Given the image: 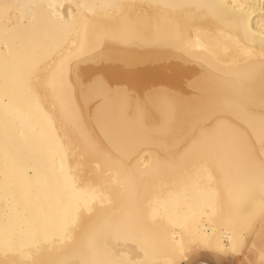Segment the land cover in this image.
Returning a JSON list of instances; mask_svg holds the SVG:
<instances>
[{"label": "snow or ice", "instance_id": "1", "mask_svg": "<svg viewBox=\"0 0 264 264\" xmlns=\"http://www.w3.org/2000/svg\"><path fill=\"white\" fill-rule=\"evenodd\" d=\"M205 217L264 264V0H0V264H177Z\"/></svg>", "mask_w": 264, "mask_h": 264}, {"label": "bare ground", "instance_id": "2", "mask_svg": "<svg viewBox=\"0 0 264 264\" xmlns=\"http://www.w3.org/2000/svg\"><path fill=\"white\" fill-rule=\"evenodd\" d=\"M54 2L68 5L74 4L76 0H54ZM138 2H145V0H138ZM231 2L240 5L255 3L258 0H231ZM67 11L68 9L65 7L64 14H67ZM258 23L257 12L250 17V24L255 28ZM193 39H195V34H193ZM257 87H259L258 81ZM21 164L25 172L28 169H33L32 176L37 173L43 174L44 160L39 145L24 152ZM154 187L156 193L161 197L167 195L166 185L157 182ZM139 195L142 196L143 193L141 192ZM157 227L161 231L162 244L170 252L171 257L177 261V264H180V261H183V264H246L248 260L258 258L254 252L247 249H233L230 228L223 220L213 223L205 217L198 225H192L191 231L179 227L172 230L173 226L167 220L158 222Z\"/></svg>", "mask_w": 264, "mask_h": 264}]
</instances>
